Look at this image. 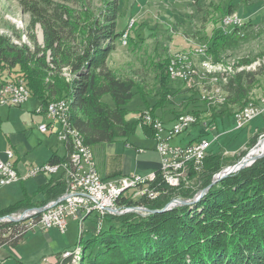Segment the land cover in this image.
I'll list each match as a JSON object with an SVG mask.
<instances>
[{
    "label": "trees",
    "instance_id": "trees-1",
    "mask_svg": "<svg viewBox=\"0 0 264 264\" xmlns=\"http://www.w3.org/2000/svg\"><path fill=\"white\" fill-rule=\"evenodd\" d=\"M19 1L25 3L26 0ZM39 1H45L47 5L51 3L50 0ZM104 3L103 10L95 17L88 6L81 7V11L77 12L59 4L54 6L55 14L49 15L44 11L46 6L41 9L28 0L24 4L26 9L41 17V21H37L43 31V46L31 34L28 37L32 48L26 44H13L6 36L0 35V85L21 78L29 89L30 97H36L41 104L67 99L72 125L91 147L103 143L111 145L120 137L127 138L137 128L154 138L155 130L143 120V111L138 110V115L128 121L126 115L129 110L125 106L138 93L148 113L156 118V110L172 104L175 97L167 74L171 60L168 54L151 60L158 79L150 92L155 95L152 105L146 100L144 86L139 81L130 76L122 77L107 65L108 55L115 50L127 24L122 30H117L119 0H105ZM226 12H230L229 9ZM138 28L134 22L128 28L125 35L129 45L136 44L133 38L141 36ZM221 30L219 26L214 27L205 44L206 53L216 60H219L220 52L227 43V35ZM233 32L231 30L228 34L233 35ZM64 67L73 73L72 80L66 81L60 76ZM259 72L264 73V68L233 74L215 73L225 93L223 104L210 109L209 116H203L204 109L197 106L196 109L183 111L196 114L197 120L192 126L201 128L200 122L205 119L208 126H214L220 133L217 119L222 120L224 111L235 107L234 115L249 101L256 102L249 97ZM104 95L110 96L114 106L103 99ZM201 102L204 106L207 104L203 100ZM198 105L201 107V104ZM218 107L221 112L215 111ZM206 133H199L188 143L205 137ZM263 133L262 125L249 136L245 148L232 156L213 152L209 146L198 187L176 192H180L183 198H190L197 189L207 187L215 173L237 163ZM66 150L69 151V148ZM65 157L66 154L59 158L53 152L47 162L55 163ZM122 173L120 168L109 170L105 177ZM190 174L194 176V173ZM64 186L63 180L51 175L47 183L36 191L44 194L41 203L30 202L26 195L2 209L0 216L56 199L65 191ZM166 190L168 193L151 200L145 197L137 201L121 199L130 205L144 200L148 208L160 210L175 191L168 187ZM202 195L193 204L145 216L134 212L106 215L103 222L107 225L102 223L92 236L84 239L81 232L75 245L79 248L77 259H72V256L59 258L55 264H264V154L250 165L224 176ZM26 233L23 221L0 222V245L15 246L25 238ZM14 264L22 263L15 259Z\"/></svg>",
    "mask_w": 264,
    "mask_h": 264
},
{
    "label": "rangeland",
    "instance_id": "rangeland-1",
    "mask_svg": "<svg viewBox=\"0 0 264 264\" xmlns=\"http://www.w3.org/2000/svg\"><path fill=\"white\" fill-rule=\"evenodd\" d=\"M29 1L36 3L37 7L41 9L46 6L44 11L49 15L55 14L54 6L59 4L71 7L77 12L81 11V7L88 6L94 16L97 17L105 5V0H50L49 5L45 1ZM25 3L19 0H0V35L6 36L13 44L18 46L26 44L32 48V43L28 37V34H31L35 36L38 44L42 47L43 31L40 22L37 21V19L41 21V17L33 14L29 8L26 9ZM132 3L136 6H133ZM228 9L230 12H226ZM232 14L236 18L242 19V25L236 29L235 25L230 24L227 27V24L224 23L223 18ZM133 22L135 27H139V35H141L138 38L137 36L133 38L137 45L133 43L129 45L128 42L123 44L121 38L116 48H114L115 50L108 55L107 65L114 69L118 75L122 77L130 76L139 81L144 86L146 100L149 105H152L155 101V95L150 92L158 83L151 60L157 59L158 56L164 57L165 54H168L169 57L172 56L174 62L175 58H185V62L180 63L178 67L183 71L185 70L186 73L189 71L187 79L175 80L169 76L171 79L170 86L175 92L174 102L164 105L155 112L160 118L159 121L167 127L172 124L170 121L173 120L174 123L176 119L173 118L177 114L181 112L190 113L183 112L185 110H192L197 106V108L204 109L202 111L203 116H209L212 112L210 109L219 103L223 104L225 93L221 88V84L219 85L217 82L218 80L214 76L215 73L233 74L242 70L255 71L259 67L264 68V0H119L117 30H122L127 24L126 30L128 31ZM218 26L221 29L227 27V33L223 31L227 35V43L220 52L219 60H216L206 53L205 48H207V45L205 44L211 35L212 29ZM231 30H234L233 35L228 34ZM14 31L20 35L17 36ZM203 62L207 71L201 70ZM183 63L184 67L181 68ZM188 65H190L189 68ZM66 75H73V73L69 71L63 73L62 69L60 76L65 78ZM257 79L249 98L255 100L256 102L253 103L262 108L264 73L259 72ZM190 96L193 99H189ZM199 97L207 103L205 106L199 100ZM103 99L114 106L109 95H104ZM207 101L211 102L208 103ZM251 102L249 101L244 107L249 106ZM198 104H201V107H198L200 106ZM125 107L129 110L126 115L128 121L138 115V110H147L138 93L133 96ZM221 110L218 107L215 111L221 112ZM234 110H236L235 107L228 108L223 112L222 120L217 119V129L220 131L217 136L218 139L214 138L217 134L216 131L211 132L194 125L174 136L168 142L172 146H185L191 137H195L201 132H207L205 137L211 140L210 150L224 156H232L244 149L249 136L262 125L264 126L263 109V112L249 121V124L247 123L242 128H235L236 119L232 115ZM169 115H172V117L167 120ZM203 121L207 122L205 119ZM222 131L224 133H221ZM262 136L264 137V133L258 137V140H261ZM92 149L97 163L96 167L102 176H104L103 173L109 170L119 168L124 173L129 171L130 173L145 174L153 170L150 168L159 158L158 155L156 156L157 152L155 153V139L146 136L141 128H137L127 138L120 137L116 139L111 145L103 143L92 147ZM248 150L250 149L248 148ZM59 151H63L62 147ZM144 159L147 161L143 162ZM158 168L154 170L158 172ZM132 170H137V172H131ZM188 170V173H194L192 168H188ZM202 171L203 165L189 179L187 187H170L164 182L158 183L161 181L159 179L156 183L151 184L149 189L158 190L160 193L158 196L160 197L168 193L167 187L173 188L175 191L170 194L171 199L165 205L174 203L177 198H186H183L180 192H176L177 190H193L198 187L199 175ZM18 187L21 191V200V185L18 184ZM201 189L203 188L197 189L192 197ZM138 204L143 205L144 208L150 211L155 210L148 208L144 200H141ZM176 206L181 205L176 204ZM105 223L104 221V226L107 225ZM96 225V215L94 212H90L88 217L81 223L70 219L64 231L55 226L45 229L35 227L27 231L25 238L15 246L5 245L2 250H5L6 254L0 262H2L1 264H14L15 259H19L28 264H55L59 258H63V251L75 247L81 232H83L84 239L90 237L95 233Z\"/></svg>",
    "mask_w": 264,
    "mask_h": 264
},
{
    "label": "built area",
    "instance_id": "built-area-1",
    "mask_svg": "<svg viewBox=\"0 0 264 264\" xmlns=\"http://www.w3.org/2000/svg\"><path fill=\"white\" fill-rule=\"evenodd\" d=\"M226 15L228 25L235 27L242 25V19ZM227 27L222 31L227 33ZM207 48H205L206 51ZM183 68V67H181ZM179 69L168 72L169 75H179ZM71 72L68 67L63 68V73ZM65 75V74H64ZM73 75H66V80H71ZM185 79V76H180ZM30 98L29 89L21 78L15 81H7L0 85V106H20ZM263 107L251 102L249 107L242 111H236L235 128H242L249 124L253 118L262 113L264 109V99H261ZM37 111L44 112L52 122L59 125L56 136L63 142L69 151L66 157L55 163H42L28 167L24 173L17 172L14 161L15 153L12 148L4 150L0 155V187L24 180L39 173L54 175L65 183V191L56 199L48 200L46 203L27 208L22 211H15L8 215L0 216V222L23 221L26 231L40 227L41 229L55 226L64 231L70 219L79 223L83 222L85 216L94 212L96 215V231L101 227L105 216L120 215L127 212H134L136 215H146L147 208L143 205L127 204L122 199H116L115 188L128 186V193L124 199L137 201L142 197L155 199L160 195L158 190L149 189L150 185L157 180L158 183H166L170 187H187L189 179L193 176L188 173V168H192L194 173L203 165L206 151L211 144V140L202 137L185 146H172L168 142L174 136L189 128V118H185L179 124L166 126L159 123V118H152L147 110L143 111V120L152 125L155 130L156 152L159 156V168L142 173H122L112 177L102 176L96 167L93 149L88 145L83 135L72 125L69 117V103L67 99L52 100L46 104H41ZM211 132L216 131L214 126L201 125ZM41 132L48 131V125L41 123L38 125ZM217 132V131H216ZM217 133L215 139L218 137ZM140 150V149H139ZM123 201V202H122ZM5 237V234H3ZM79 248L65 250L62 257L72 256L77 259Z\"/></svg>",
    "mask_w": 264,
    "mask_h": 264
},
{
    "label": "crops",
    "instance_id": "crops-1",
    "mask_svg": "<svg viewBox=\"0 0 264 264\" xmlns=\"http://www.w3.org/2000/svg\"><path fill=\"white\" fill-rule=\"evenodd\" d=\"M133 6L136 5L133 4ZM40 105L41 102L39 99L30 97L24 104L17 107L0 106V155H3L4 150L7 148L13 149L15 153L14 165L19 175L24 173L30 166L46 163L53 152L56 153L59 158L64 156L67 152L65 144L59 141L56 136V131L59 130L58 123L52 122L44 112L37 111ZM172 115H169L167 120L171 119ZM172 122L173 120L170 121V123ZM41 123H46L48 125V131L41 132L38 129V125ZM192 138L195 137H191L189 141ZM189 141H187V143ZM60 146L62 147V152L59 151L61 149ZM157 155L156 153V156ZM142 161L145 162L147 160L144 159ZM158 165L159 158L155 164H152L153 167L150 169L154 170L158 168ZM131 172H137V170H132ZM99 173L101 174L100 171ZM128 173L130 172L128 171ZM105 174L106 173H103L104 176ZM50 176L51 175L46 173H39L27 179L0 187V211L7 205L20 200L21 191L18 184L21 185L22 198L28 195L30 202L35 204L41 203L44 200V194L36 191L39 187L47 183ZM5 245L7 244L0 245V261L3 260L6 254V251L2 250ZM19 261L22 264H28L27 262ZM1 263L2 262H0V264Z\"/></svg>",
    "mask_w": 264,
    "mask_h": 264
},
{
    "label": "bare ground",
    "instance_id": "bare-ground-1",
    "mask_svg": "<svg viewBox=\"0 0 264 264\" xmlns=\"http://www.w3.org/2000/svg\"><path fill=\"white\" fill-rule=\"evenodd\" d=\"M224 23H226L227 24V20L226 19H224ZM125 34H127V30L125 31V33L121 36V38H122V40H123V44H126L127 43V37H126V35ZM207 47V46H206ZM201 48V47H200ZM203 52V51H202ZM197 53H198V51H197ZM172 57V56H171ZM181 57V56H180ZM188 57V56H187ZM172 59L173 58H171V60H170V62L171 63H169V65H168V68H167V71L168 72H174L175 70H177V68H179L178 67V65L180 64V63H182L183 61L185 62V58L183 57V58H180V59H176L175 58V62L174 61H172ZM178 63V64H177ZM192 63V62H191ZM207 63V62H206ZM204 64V65H203ZM189 66L190 65H188V68H189ZM203 66V67H202ZM181 67H184V63H183V66H181ZM201 68H202V70H205V71H207V68H205V63L203 62L202 63V65H201ZM192 70V69H191ZM193 72V71H192ZM188 73H189V71H188ZM188 73H186L185 72V70L183 71V70H181V69H179V75H169L170 76V78H172V79H180V80H183V79H181V77L180 76H185V79H187V77H188ZM211 77H213V76H211ZM184 79V80H185ZM202 97H204V96H202ZM213 97V96H212ZM205 98V97H204ZM250 106V105H249ZM249 106H247V107H249ZM244 108H246V107H244ZM243 110V109H242ZM242 110H240V111H242ZM176 117L177 118H175L174 120V123L172 122V124H179V123H181V121H184L185 120V118H189V127H191L193 124H195L196 123V120H197V117L196 116H194V114H191V113H180V114H178V115H176ZM160 119V118H159ZM159 123H162L161 121H159ZM205 124H207V122H205V121H203V122H201V125H205ZM263 137V136H262ZM264 151V137L261 139V140H258V142H257V144L252 148V149H250V152H248V154H247V160L249 161V160H251V159H253L254 157H256L257 155H259L261 152H263ZM126 193H128V186H119L118 188H115V196H116V199H121ZM127 195V194H126ZM148 213H151V211L150 210H147V213H146V215L148 214ZM145 216V215H144Z\"/></svg>",
    "mask_w": 264,
    "mask_h": 264
},
{
    "label": "water",
    "instance_id": "water-1",
    "mask_svg": "<svg viewBox=\"0 0 264 264\" xmlns=\"http://www.w3.org/2000/svg\"><path fill=\"white\" fill-rule=\"evenodd\" d=\"M258 142V141H257ZM256 142V144H257ZM254 144V146L256 145ZM254 146H252L250 149H252ZM248 152H250V150H248L246 152V154L244 156H242L238 161L237 163L235 162L234 164H231V165H228V166H225L223 167L220 171H218L217 173H215L212 177V179L210 180V184L199 190V192L194 195L192 198H185V199H181V198H177L175 199V202L174 203H170V204H167L165 205L162 209L160 210H152L151 212H155V211H164V210H169V209H172L176 206V204H180V205H189V204H193L195 202H197L205 193V191L210 187L212 186L214 183H216L218 180H220L221 178H224V176L234 172V171H237L239 170L240 168H243L245 166H248L250 165L253 161H255L257 158L259 157H262L263 154H264V151L261 152L259 155H257L256 157H254L253 159L251 160H247V154Z\"/></svg>",
    "mask_w": 264,
    "mask_h": 264
}]
</instances>
